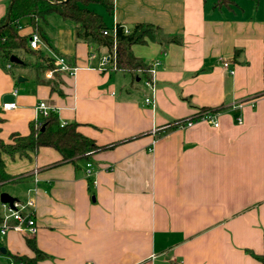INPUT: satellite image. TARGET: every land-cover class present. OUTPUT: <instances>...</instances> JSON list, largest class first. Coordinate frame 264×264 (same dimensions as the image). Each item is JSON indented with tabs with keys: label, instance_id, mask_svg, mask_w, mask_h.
I'll list each match as a JSON object with an SVG mask.
<instances>
[{
	"label": "crops",
	"instance_id": "0c3cea01",
	"mask_svg": "<svg viewBox=\"0 0 264 264\" xmlns=\"http://www.w3.org/2000/svg\"><path fill=\"white\" fill-rule=\"evenodd\" d=\"M10 1L0 0V19ZM214 4L114 0L111 15L99 13L111 28L150 24L181 39L133 46L155 69L154 107L145 103L150 73L100 70L107 48L78 41L75 24L57 15L42 23V50L19 56L37 67L63 56L75 75L48 77L52 68L36 66L10 73L0 63L1 139L28 135L46 102L105 148L89 160L90 178L86 162L62 163L49 147L4 155L19 188L10 195L36 201L38 232L1 238L0 264L35 257L30 239L47 256L41 264H263L254 254L264 257V0ZM8 102L16 108L3 110ZM202 110L218 112L220 126L179 127Z\"/></svg>",
	"mask_w": 264,
	"mask_h": 264
},
{
	"label": "trees",
	"instance_id": "16d2710c",
	"mask_svg": "<svg viewBox=\"0 0 264 264\" xmlns=\"http://www.w3.org/2000/svg\"><path fill=\"white\" fill-rule=\"evenodd\" d=\"M11 3L12 0L8 8V13L11 10L9 23L5 25L8 13L0 19V63L10 73L15 67L31 65L19 56L20 53L35 54L30 48L29 37L20 34L21 29L28 25L33 28L34 33L42 37L44 35L42 23L53 15L75 24L78 41L96 48H107L108 52H112L114 48L113 36L104 34L112 28L107 25L103 16L93 9L94 6H101L111 15L114 11V0H15L12 7ZM234 4L235 0H215L214 8L231 9ZM116 27V64L117 70L121 71L149 73L152 65L134 55L135 45H146L150 41L161 44L181 43L178 36H166L159 27L150 24H136L129 33H126L121 25ZM13 55L20 58L22 64L11 63ZM44 62L46 64L36 66L39 72L47 67L52 69L55 67L51 61ZM78 128L77 123L62 126L58 114L54 112L48 118L32 123L28 135L13 133L10 142L0 138V196L3 193L2 186L17 181L7 173L4 155L12 159L31 158V155H38L41 148L49 147L62 156V163L77 164L84 161L87 164L94 154L105 149L83 135ZM28 245L34 251L35 257L14 256L15 261L18 264H41L47 256L39 250L34 239L28 240ZM254 256L264 264V257L255 254Z\"/></svg>",
	"mask_w": 264,
	"mask_h": 264
},
{
	"label": "built area",
	"instance_id": "2783aa9c",
	"mask_svg": "<svg viewBox=\"0 0 264 264\" xmlns=\"http://www.w3.org/2000/svg\"><path fill=\"white\" fill-rule=\"evenodd\" d=\"M125 32L129 33L130 30L125 28ZM105 35L111 34L114 38V48L112 52H108L105 55L99 57V68L102 71L108 70H117L116 64V41H117V27L114 26L111 31L104 32ZM42 37L38 33H33L31 38L29 39L30 48L34 51L42 50ZM92 57H95V54H92ZM51 63L55 66L53 69L49 70L48 77H52L54 73L67 72L71 76L75 75L77 68L69 65L67 59L63 56L55 55ZM226 68H229V63L224 62L223 64ZM234 72L233 70L231 71ZM151 77L146 81V86L149 87L153 91V95L151 97H147L145 99V103L147 105L155 106L154 102V94L156 92L155 87V69L152 67L149 70ZM17 92H15L16 94ZM17 104L15 102H8L3 105V110L11 111L15 109ZM38 112L40 117L48 118L52 113L57 110L50 107L46 102H40L38 104ZM219 114L218 112L207 110L203 111L193 119L187 120L180 124L181 128H192L196 124L200 122H208L212 124L214 127L218 128L220 126L218 120ZM239 122H241L239 120ZM67 122H63L62 126H65ZM86 176L88 178L93 176V163L88 162L86 164ZM18 232L23 236L33 237L38 232V224L36 219V201L33 199L28 200L27 202H21L16 200L14 203V207H10L8 204L0 205V239L6 237L10 232ZM11 264H15L12 262Z\"/></svg>",
	"mask_w": 264,
	"mask_h": 264
},
{
	"label": "rangeland",
	"instance_id": "374dc122",
	"mask_svg": "<svg viewBox=\"0 0 264 264\" xmlns=\"http://www.w3.org/2000/svg\"><path fill=\"white\" fill-rule=\"evenodd\" d=\"M93 9L96 12H98V13L106 14L105 11H104V9H103V7H101V6H94ZM106 16H107V14H106ZM58 20H59L60 24L65 23L68 26H71L72 25V23H70V22H62L60 19H58ZM56 30H58V25L57 24L53 25V23H52L51 24V27H50V32L52 33L53 38L55 36V31ZM49 36L52 37L51 34ZM25 61H27L28 63H30L31 64L30 66H34L35 67V66L39 65V62L38 61H35L33 59H25ZM15 186L13 184H11V183H8V184L2 186V191L7 192L9 194H14L15 195L16 194V190L19 189V188L16 189Z\"/></svg>",
	"mask_w": 264,
	"mask_h": 264
},
{
	"label": "water",
	"instance_id": "95a60500",
	"mask_svg": "<svg viewBox=\"0 0 264 264\" xmlns=\"http://www.w3.org/2000/svg\"><path fill=\"white\" fill-rule=\"evenodd\" d=\"M15 0H12V3H11V7L13 5ZM10 14H11V10L9 11L8 13V17H7V20H6V23L5 25H7L9 23V19H10ZM11 63H15V64H22V60H20V58H18L17 56L13 55L11 57ZM20 81H22V78H20ZM16 198H14L13 196H11L9 193L7 192H3L0 196V202L1 204H8L10 207H14V203L16 202ZM3 252H5V250L3 249L2 250Z\"/></svg>",
	"mask_w": 264,
	"mask_h": 264
}]
</instances>
